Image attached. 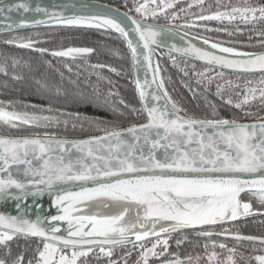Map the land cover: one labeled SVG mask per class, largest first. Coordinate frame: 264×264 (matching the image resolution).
<instances>
[{"label": "snow or ice", "instance_id": "6c2138e0", "mask_svg": "<svg viewBox=\"0 0 264 264\" xmlns=\"http://www.w3.org/2000/svg\"><path fill=\"white\" fill-rule=\"evenodd\" d=\"M180 2L133 0L129 7L125 0L126 12L106 4H84L83 8L95 10L65 14L50 12L40 4L33 8L27 0L7 4L0 0V16L5 12H35L47 17L29 19L21 15L18 23L13 21L0 29L2 31L41 25L114 31L129 49L134 73L146 65L153 76L151 83L156 85V90L149 94L144 90L145 85L150 86L148 80L143 84L139 78L135 80L141 107L137 109L123 100L120 104L134 115L145 114L146 120L121 129L109 127L100 117H89L80 111L68 112L53 108L51 104L47 107L24 104L25 110L19 111L16 101H0V122L4 125L13 129L27 126L42 130L33 136H0V201H13L16 210L15 215L0 212V264H91L90 257L96 264L101 259H106L107 264H129L132 251H124L113 258L117 247L127 248L129 244L133 250H140L131 264H151L153 258L161 264H199L200 255L181 258L179 253L169 252L171 239L175 238L179 248L191 242L189 233L208 241L203 244L208 264H235L236 249L218 243L213 236L264 245V236L241 235L239 229L225 227L240 218L264 215V211L254 210L250 201L241 199V194L250 195L264 208V117L252 123L241 122L238 117H220L217 106L206 96L205 103L213 118L189 115L169 95L159 65H153V46L168 47L159 39L167 33L179 36L184 42V46L173 43L168 49L173 65L176 64L173 52L207 65L203 71L193 73L199 77L196 82L204 84L205 92L214 79L224 75L221 71L214 76L212 69L246 75L258 73L259 79L245 80L240 100L234 101L231 95L226 97L221 84H217L215 92L221 101L241 110L245 117H252L254 113L245 111L244 106L259 100L264 107V52L241 51L235 45L242 42L213 40L209 36L190 34L189 30L202 29L229 37L242 35L239 25L232 31L228 27L210 28L202 22L232 25L239 21L248 25L264 21V3L243 0L241 6L223 5V10L218 6L212 11L211 6L204 9L205 0H193L187 9L175 10ZM194 5L200 7V13L192 14V18H186L182 24H175L181 14L187 15V10ZM169 10H172L170 14ZM132 12L142 19L131 15ZM160 15L168 21V27L145 22ZM257 35L264 37V31ZM44 42L32 36H12L3 40L6 45L29 49L41 56L76 59L95 52L93 47L87 46L59 50L37 46ZM259 46L264 47V39L259 40ZM9 59L12 69L21 65L19 59L3 55L0 73L8 74ZM90 66L93 69L107 67L119 74L111 65ZM184 74L188 75L187 71ZM12 78L22 79L16 75ZM97 78L106 79L99 75ZM36 83L42 82L37 80ZM227 83L233 86L232 81ZM42 87H49L46 80ZM56 91L59 94L62 89L57 87ZM189 91L194 97L197 95L195 90L189 88ZM100 95L99 90L95 97L80 92L70 102L85 107H112L110 99L115 94L109 91L103 100ZM148 95L156 103L150 105L146 99ZM28 108H38L41 114L29 112ZM44 112L58 115H44ZM113 112H116L114 108ZM118 114L123 115L122 112ZM61 117L66 118L62 120ZM69 123L73 129L83 130L87 125L102 134L67 139L58 138L55 131H49L61 124L67 129ZM33 161L41 163L34 166ZM45 195L51 201L47 215L41 214L44 205L37 202V198ZM29 197L32 204L27 203ZM33 207L37 209L35 219L30 218ZM52 209L56 210L55 214H51ZM20 240L25 241L23 246ZM33 240L35 248H32ZM13 245L17 251L13 250ZM217 248L221 252L227 250L229 255L221 259ZM28 252L32 255L26 260ZM253 259L256 264H264V255H256Z\"/></svg>", "mask_w": 264, "mask_h": 264}, {"label": "trees", "instance_id": "16d2710c", "mask_svg": "<svg viewBox=\"0 0 264 264\" xmlns=\"http://www.w3.org/2000/svg\"><path fill=\"white\" fill-rule=\"evenodd\" d=\"M105 1L117 4L128 10V8L123 6L122 0ZM132 13L136 14L135 12ZM162 18L165 19L164 16H162ZM148 21H153V19L149 18ZM157 22L169 25L167 21L161 22L157 20ZM192 33L199 35L197 32H190V34ZM12 36H32L33 38L46 41L37 46L50 50H59L70 46H87L93 47L95 52L84 57H77L76 59L52 57L48 54L41 56L39 53L32 50L21 49L3 43V40ZM116 52L119 54H115ZM3 55L15 57L21 61L19 67L12 69L10 67L11 60L9 59L8 74L5 75L0 73V101H16V110H25L23 107L24 104L43 105L45 107L51 104L53 108H62L68 112L80 111L89 117H100L108 123L109 127L115 128L125 127L143 120L142 113L139 116L134 115L128 108L120 104V100H123L127 104L134 105L137 109L140 108L131 81L129 55L126 46L119 37L109 32L98 29L47 27L35 29L34 31L28 30L18 33L0 34V57ZM175 58L176 64L173 65L170 54L160 52L158 55V65L169 95L173 100L185 108L189 115L202 119L213 118L211 109L207 107L205 103L206 96L208 101L217 106L220 117L229 119L238 117L240 120L251 118L245 117L241 110L217 98L215 96L216 86L217 84L223 85L225 88V96L231 95L232 99L237 101L243 98L245 80H256L259 79L258 77L234 75L223 71V78L217 77L214 79L209 85L207 92H205L204 84H198L196 81L199 77L195 76L193 73L201 72L207 66L179 57ZM46 62H50V64ZM94 64L111 65L118 70L119 74L109 71L107 67L93 69L90 65ZM69 67L71 71H69ZM181 69H184V71H181ZM185 71H187L188 75L184 74ZM217 72L221 71L212 69L211 74L215 76ZM13 75L22 77V79H13ZM98 75L106 79H98ZM37 80H40L42 83L46 80L49 87H42V83H36ZM108 81H111V83H108ZM228 81L233 82L232 87L228 86ZM57 87L62 89L59 94L56 91ZM189 88L196 91L197 95L195 97L192 92L189 91ZM96 90H99L101 100L104 99L109 91L115 94L110 99L112 107L107 105L102 107L89 105L85 107L77 106L70 102L71 98L80 92L95 97ZM237 92L240 93L239 97L236 96ZM258 105H260L259 100L253 101L250 105L244 106V110L252 111ZM113 108L116 110L115 113L113 112ZM8 110L12 109L9 108ZM26 110L41 114L38 108H28ZM121 112L123 115L118 114ZM42 114L58 115V113L48 112ZM252 117L256 118L254 115ZM65 118L66 117H61L62 120ZM37 131L42 130L28 128L27 126H21L20 129H13L0 122V133L3 134L34 135ZM49 131H55L58 137H83L100 133L95 128L89 129L87 125L83 130L79 127L73 129L71 123H69L67 129L61 124L59 127L53 126ZM244 196L245 194H241V198ZM249 201L252 203L253 209L254 207L262 209L259 203L256 204L251 200ZM239 231H245V233H250L251 235L264 236V215L256 217V219L251 221L249 226H240ZM19 243L23 246L25 241L20 240ZM35 246L36 241L33 240L32 248H35ZM255 247H258V245H252V247H250L251 250L247 248L245 254L251 251L252 256L255 257ZM13 250L17 251L15 245H13ZM31 255L32 252H28L25 257L26 260ZM90 260L91 264H96V261L91 257ZM103 263L106 264L107 260L101 259L99 264Z\"/></svg>", "mask_w": 264, "mask_h": 264}, {"label": "flooded vegetation", "instance_id": "af4514ba", "mask_svg": "<svg viewBox=\"0 0 264 264\" xmlns=\"http://www.w3.org/2000/svg\"><path fill=\"white\" fill-rule=\"evenodd\" d=\"M140 2L142 3L143 0H140ZM122 3L124 4L125 0H122ZM127 3H128V6L131 7L133 4V0H127ZM189 3H193V0H181V2L175 6V10H178L181 7L187 9V5ZM242 3H243V0H205L203 7H204V9H208V7L211 6L212 11H215L218 6H221V9H222L223 5L241 6ZM250 3H252V4L264 3V0H250ZM171 11L172 10H169V14L171 13ZM200 11H201L200 7H197L194 5L191 9L187 10V15L182 13L181 18L179 20H176L175 24H177V25L182 24L186 18L191 19L192 14H198V13H200ZM205 14H207V12H205ZM162 16L163 15L158 16L157 18L153 19L152 22L160 23V22H157V20H159L161 22H166L167 20L163 19ZM150 19H152V18H150ZM202 23L206 24L210 28L228 27L232 31H235V27L237 25H239V27L243 30V34L242 35L237 34V35H234L232 37H229V36L225 35L224 33L203 32L202 29H191V30H189V32H197L199 35L209 36L213 40L219 39V40H223V41H239V42H242V43H237L235 46L238 47L240 50L246 51V52H251V51L256 52V51H263L264 50V47L259 46V40L264 39V37H259L257 35V33L264 31V21L252 22V23H249L248 25H244L243 23H241L239 21L234 22L232 25H228L227 22H224L223 24H221L220 22H217V21H206V22H202ZM161 24H163V23H161ZM181 30H183V29H181ZM32 31H34V30H32ZM249 37H251V40H249ZM248 44L254 45V47L246 46ZM231 74L245 75L248 77L256 76L259 78V74H255V75L236 74V73H231ZM251 112L254 113V117H256V118L259 116H264V107H261L260 105H258ZM256 118L251 117L249 119H256ZM241 199L245 202H249V200H251L256 204L258 203L256 198L252 197L250 195H245ZM254 210L264 211V208L257 209L256 207H254ZM259 216H261V215L254 216V217H247L244 219L237 220L235 222H229L228 224L225 225V227L232 228L233 230L239 229L240 226L246 227V226L250 225L251 221H253L254 219H256V217H259ZM217 230H219V229H217ZM240 234L241 235H251L250 233H245V231L240 232ZM255 236H259V235H255ZM212 239L216 240L218 243L219 242L226 243L229 248H235L236 249V252H235L234 257H233L235 264H256V261L253 259L251 251H249V253L245 254L246 249L248 248L249 250H251L250 247H252V245H258V247L254 248L256 255H264V245H261L260 243H254V242H250V241H236V240L232 239L231 237L224 238V237L213 236ZM189 241H191V242H185L184 244H182L178 248L176 246V243H175V238L171 239L169 252L170 253H179L181 258H184L187 255H191L193 257L200 255L202 258L199 261V264H208L206 254H205V251L203 248V244L208 242L206 240V238H199V237L195 236L194 234L189 233ZM149 246H150V243H149ZM209 250L211 251V249H209ZM124 251H132L133 252L131 260L129 261V264H131V262L136 259L137 253L140 250L139 249L133 250L131 244L127 245V248L117 247L115 250V256L113 258L114 259L118 258L119 256H121L123 254ZM216 251L218 253H221V259H224L229 255L227 250H223V252H221V250L219 248H217ZM168 258H172V257L169 256ZM103 264H105V263H103ZM151 264H161V262H160V260L153 258V259H151Z\"/></svg>", "mask_w": 264, "mask_h": 264}, {"label": "water", "instance_id": "95a60500", "mask_svg": "<svg viewBox=\"0 0 264 264\" xmlns=\"http://www.w3.org/2000/svg\"><path fill=\"white\" fill-rule=\"evenodd\" d=\"M3 2L5 4H7V3H18V2H21V0H3ZM27 2L30 3V5L33 8L37 4H40L42 7H47L50 12L51 11H62L65 14H73V13L83 14V13H87V12L95 10V9H92V8H87V9L83 8L82 5H84V4H89V5H92V4H106V5H110V6H113V7H118V8H120V11H122V12L128 11V10L124 9L123 7L117 5V4H114V3H111V2H108V1H105V0H27ZM73 5H75V7H72ZM65 6H67V7H65ZM21 15H23L24 17L29 18V19H33V18H35V19H47V17H44L43 14H37L35 12H29V13L12 12L10 14L5 12L4 16H0V29L5 28L7 24L13 23V21L18 23L19 19L21 18ZM131 15L135 16L137 19H142L141 17H139V16H137V15H135L133 13H131ZM6 16H11V19H5ZM145 22L146 23H150V24H155L157 26H162V27H168L169 26V25H166V24L156 23V22H152V21H148V20L145 21ZM47 27H65V26H56V25L43 26V25H41V26H34V27H27V28H17L14 31H2V30H0V34L18 33V32H23V31H28V30L47 28ZM177 30L180 31V32H183V30H181V29H177ZM109 33L119 37V35L117 33H115L114 31H109ZM119 38L125 44L124 40L121 37H119ZM159 39H161L163 41V44H167L168 47H164V46L156 47V46H153V48H154L153 65L154 66L158 64V55L160 54V52H165V53L169 54L168 49L171 47V45L173 43L177 44L178 46H184V42L180 40L179 36H170L169 34L166 33L163 37H161ZM125 46H126V44H125ZM126 49L128 51V55H129L131 81H132L133 86H134L137 102H138L139 106L141 107V105L139 103V99H138V90H137V86L135 84V80L137 78H139L142 84H143L144 80H148L150 86L145 85L144 86V90L147 93H149V94L156 90V85L151 83V81L153 79V76H152V73L147 70V66L146 65L143 68H139L137 70V72L134 73L133 66H132V61H131V57H130V52H129V49L127 48V46H126ZM141 51H142V49H141ZM256 52H264V50L263 51H256ZM171 55H173L175 57H179V58L185 59V60H188V61H191V62H194V63H197V64H200V65L207 66V65H205L204 63H202L200 61H196V60L191 59V58L183 57V56H181V55H179V54H177L175 52L171 53ZM215 69L216 70H220V71L229 72V73L242 74V73L233 72V71L227 70V69H220V68H215ZM158 82L159 81H157V83ZM146 99H147V101H148V103L150 105L156 103L155 101L151 100V95H148L146 97ZM159 103L162 105L163 101H160ZM181 115H184V114L181 113ZM145 120H146V116H145V114H143V120L140 121V122H137L136 124L144 123ZM256 121H258V119L241 120V122H245V123H252V122H256ZM130 125H132V124H130ZM130 125H127V126L121 127V128H127ZM121 128H117V129H121ZM100 134H102V133H96V134H92V135H100ZM0 136H9V137H12V138H16V137L33 136V135H12V134H2V133H0ZM88 136H90V135L83 136V137H58V136L57 137L58 138H67V139H79V138H87ZM39 163H41V162L33 161V165L34 166H39ZM22 167H24V166H21V168ZM45 196H47V195H45ZM27 203L28 204H32V202H27ZM42 204L44 205V208H43V210H41V214H44V215L49 214L48 209H49V206H50V202H46V203H42ZM55 211H56L55 209H52L51 214H55ZM0 212L10 213V214L15 215L16 214V210H15V207H14V202L13 201H9V202L5 203V202L0 201ZM36 215H37V209H35V207H33L30 210V218L31 219H35ZM254 216H258V215H252V216H249V217H254ZM240 219H244V218H240ZM133 240H134V237H133ZM254 243H258V242H254Z\"/></svg>", "mask_w": 264, "mask_h": 264}, {"label": "bare ground", "instance_id": "6f19581e", "mask_svg": "<svg viewBox=\"0 0 264 264\" xmlns=\"http://www.w3.org/2000/svg\"><path fill=\"white\" fill-rule=\"evenodd\" d=\"M37 201H38L39 203H46V202H50V203H51L50 198L47 197V196H44L42 199L37 198ZM27 202H32V198L29 197V199H28Z\"/></svg>", "mask_w": 264, "mask_h": 264}]
</instances>
